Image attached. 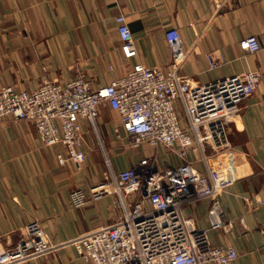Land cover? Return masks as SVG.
Segmentation results:
<instances>
[{
  "label": "crops",
  "instance_id": "crops-1",
  "mask_svg": "<svg viewBox=\"0 0 264 264\" xmlns=\"http://www.w3.org/2000/svg\"><path fill=\"white\" fill-rule=\"evenodd\" d=\"M123 14L138 55L120 52L115 17ZM179 31L187 59L179 73L195 86L256 71V91L239 105L228 128L230 147L208 151L206 164L197 147L179 158L168 146L129 148L116 112L98 108L96 126L81 120L85 157L78 166L67 160L62 145H45L29 120L0 119V244L14 249L25 242V228L36 222L54 249L24 264H92L71 242L114 223L122 210L117 196L103 184L145 157L158 168L190 163L222 181L217 196L232 223L228 233L209 230V199L183 207L197 230H207L213 246L233 247L234 264H264V0H0V88L32 91L43 80L66 82L84 74L92 88L124 76L134 63L166 73L172 63L164 33ZM253 35L260 50L239 49ZM207 55L220 63L209 68ZM182 124L185 118L181 105ZM109 157L111 168L106 166ZM88 187V203L70 205V193Z\"/></svg>",
  "mask_w": 264,
  "mask_h": 264
},
{
  "label": "built area",
  "instance_id": "built-area-1",
  "mask_svg": "<svg viewBox=\"0 0 264 264\" xmlns=\"http://www.w3.org/2000/svg\"><path fill=\"white\" fill-rule=\"evenodd\" d=\"M115 22L123 59H135L137 47L126 17L118 14ZM164 39L172 59L166 73L134 63L124 76L97 88L91 87L84 74L66 82L43 80L32 91L3 86L0 119L32 121L43 144L64 146L66 153L57 155L60 164L70 160L79 166L85 157L80 121L95 127L99 106L107 105L119 117L116 137L123 133L129 148L168 146L184 158L197 147L206 164L208 151L230 147L229 125L240 113V103L256 91L261 75L253 71L195 86L179 73L187 53L178 29H167ZM239 49L254 54L260 45L250 35L239 41ZM206 58L209 68L220 66L211 56ZM155 159L142 158L111 174L103 185L107 193L117 196L115 203L122 212L114 223L73 240L77 254L92 264H234L238 254L233 247L211 245L207 230H197L183 215L186 204L209 199V230L228 233L232 223L217 197L222 181L208 169L201 173L185 162L160 169ZM105 164L111 168L107 156ZM88 199L89 189L83 187L70 193L69 202L78 209ZM25 234V242L14 249L0 244V264H24L54 249L38 223H29Z\"/></svg>",
  "mask_w": 264,
  "mask_h": 264
}]
</instances>
